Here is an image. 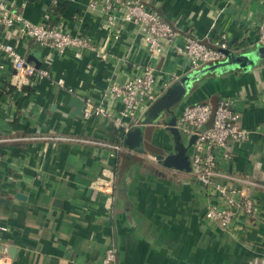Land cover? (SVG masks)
I'll use <instances>...</instances> for the list:
<instances>
[{
  "label": "crops",
  "instance_id": "0c3cea01",
  "mask_svg": "<svg viewBox=\"0 0 264 264\" xmlns=\"http://www.w3.org/2000/svg\"><path fill=\"white\" fill-rule=\"evenodd\" d=\"M3 2L37 25H48L52 6H66L55 28L95 47L78 58L71 49L42 48L0 22V42L15 45L27 62L40 54L49 74L18 87L9 62L0 72V226L6 229L0 242L9 246L11 263L103 264L116 246L115 264H264V53L257 51L264 0H152L182 36L214 46L226 34L235 47L230 54L252 61L247 68L195 71L169 45L152 59L137 26L122 23L120 11L91 9V0ZM146 65L156 67L157 100L166 101L164 111L150 109L133 129L141 130L139 153L112 125L122 105L111 89ZM73 98L105 115L75 116ZM223 98L235 100L250 137L228 142L231 159L222 168L252 179L259 205L257 217L239 213L228 231L206 218L216 200L189 174L190 152L178 168L164 164L175 155L173 119L186 107L216 106ZM106 145L124 151L112 157ZM113 178L111 194L94 186Z\"/></svg>",
  "mask_w": 264,
  "mask_h": 264
},
{
  "label": "built area",
  "instance_id": "2783aa9c",
  "mask_svg": "<svg viewBox=\"0 0 264 264\" xmlns=\"http://www.w3.org/2000/svg\"><path fill=\"white\" fill-rule=\"evenodd\" d=\"M90 7L100 9L104 13L120 11L122 23L134 24L139 28L152 59L164 55L165 48L169 45L178 56L187 59L189 71L222 62L235 49L226 34H222L214 46L206 45L189 36H182L152 7V0H91ZM0 22L42 48L53 49L59 53L71 49L76 52L78 58L84 49L95 51L93 43L87 39L64 33L58 28H50L47 23L37 25L19 14H11L3 0H0ZM258 34V45L264 46V21L258 27ZM101 54L103 58L102 51ZM5 62H9L16 71L13 82L18 87L32 78H46L49 75L48 71L37 69L28 63L19 54L15 45L0 42V72L6 68ZM136 70L138 73L130 81L111 89L114 98L122 105L120 111L113 116L112 125L117 131L123 130L121 133L125 135L140 125L141 118L160 96L156 67L146 65ZM177 77L174 76L172 79L175 80ZM94 109L93 107L86 109L85 117L90 118L92 114L105 115L104 110ZM210 122V128L202 131ZM175 128L186 144L191 138H195L189 150L191 158L189 174L206 194L216 200L215 204L208 207L206 218L217 223L222 230L228 231L239 213H243L248 219L257 217L259 205L252 195L256 184L247 176L235 171L227 172L222 168V162L231 159L228 142L245 141L250 137V132L241 124V114L235 100L223 98L216 106L211 103H198L186 107L178 116ZM108 147L113 150L112 157L124 151L121 145ZM113 185L114 178L104 184L96 181L94 186L111 194ZM5 231L6 229L0 226V232ZM118 254V247H109L103 264H115ZM0 264H12L10 248L2 242Z\"/></svg>",
  "mask_w": 264,
  "mask_h": 264
},
{
  "label": "water",
  "instance_id": "95a60500",
  "mask_svg": "<svg viewBox=\"0 0 264 264\" xmlns=\"http://www.w3.org/2000/svg\"><path fill=\"white\" fill-rule=\"evenodd\" d=\"M260 53L261 50L259 51ZM263 52H264V48H263ZM33 60V62L36 64V68L37 69H41L42 66V61L40 60V54H36V53H32L28 62H30V60ZM250 64H252V61L250 59L249 56H235L232 54H228V60L227 62H225L224 64L221 65H217L212 67L211 70H217V69H227L231 66L237 65L240 66L241 68H247ZM166 101V97L162 98L161 100H157L155 102V104L150 108L151 112L154 113L155 115H158V113L164 111V104ZM177 100H173V102L171 103H175ZM72 105L75 108L74 111V115H78V116H82L84 115V111L86 109V105L83 101H81L78 98H73L72 99ZM172 105V104H171ZM168 110V109H167ZM171 126L173 127V132H174V139H175V143H176V150H175V155L174 156H169L164 164L168 167V168H178L179 162L182 161L184 159V161L188 160V153L190 148L192 147L195 138H191V140L188 142V144H186L181 136V134L179 133V131L175 128L176 126V119L174 118L173 121L171 122ZM141 130L137 129V130H132L127 134V138H126V145L131 148L133 151L135 152H139L141 153Z\"/></svg>",
  "mask_w": 264,
  "mask_h": 264
},
{
  "label": "trees",
  "instance_id": "16d2710c",
  "mask_svg": "<svg viewBox=\"0 0 264 264\" xmlns=\"http://www.w3.org/2000/svg\"><path fill=\"white\" fill-rule=\"evenodd\" d=\"M65 10H66V6H63V5H54V6H52L50 8V11H49V15H50L49 16V19L50 20H49V23H48V26L50 28H55V26H57L58 20H59L60 16L64 14ZM51 15H53L54 18H56L54 21L51 20ZM263 48H264V46H261V47L258 48L257 51H260L261 50V52L264 53L263 52ZM250 54L253 55V53H250ZM225 62H227V59L224 60V61H222V62H217V63L211 64V65H208L206 67H208V70H211L212 67L217 66V65L224 64Z\"/></svg>",
  "mask_w": 264,
  "mask_h": 264
}]
</instances>
